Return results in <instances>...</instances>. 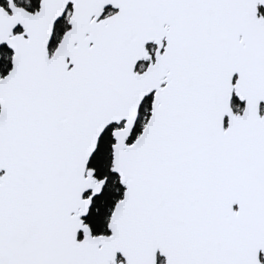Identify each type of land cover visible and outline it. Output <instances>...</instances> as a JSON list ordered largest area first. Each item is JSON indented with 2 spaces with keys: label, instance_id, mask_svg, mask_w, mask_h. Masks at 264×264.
I'll list each match as a JSON object with an SVG mask.
<instances>
[{
  "label": "snow or ice",
  "instance_id": "snow-or-ice-1",
  "mask_svg": "<svg viewBox=\"0 0 264 264\" xmlns=\"http://www.w3.org/2000/svg\"><path fill=\"white\" fill-rule=\"evenodd\" d=\"M0 264H264V0H0Z\"/></svg>",
  "mask_w": 264,
  "mask_h": 264
}]
</instances>
